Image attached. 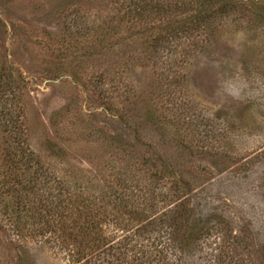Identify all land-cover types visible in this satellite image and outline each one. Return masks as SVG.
Returning a JSON list of instances; mask_svg holds the SVG:
<instances>
[{
  "label": "rangeland",
  "instance_id": "rangeland-1",
  "mask_svg": "<svg viewBox=\"0 0 264 264\" xmlns=\"http://www.w3.org/2000/svg\"><path fill=\"white\" fill-rule=\"evenodd\" d=\"M14 2L0 24V67L8 82L12 68L26 83L28 144L50 170L65 180L93 179L98 190L94 182L113 160L108 136L119 133L157 161L158 168L142 166L160 192L157 203L176 191L171 179L152 176L170 163L187 175L195 217H219L226 238L236 237L226 243V263L264 264V28L231 17L171 75L147 55L145 65L124 69V55L143 48L126 42L111 60L121 78L108 82V45L100 50L92 41L101 30L108 38V0ZM46 140L59 143V156L44 148ZM18 245L0 229V264H20ZM29 248L30 264H69L45 238L31 239Z\"/></svg>",
  "mask_w": 264,
  "mask_h": 264
},
{
  "label": "trees",
  "instance_id": "trees-1",
  "mask_svg": "<svg viewBox=\"0 0 264 264\" xmlns=\"http://www.w3.org/2000/svg\"><path fill=\"white\" fill-rule=\"evenodd\" d=\"M14 1L0 0V24H6ZM108 2V38L102 30L92 38L100 50L108 45V82L121 78L111 60L126 42L143 48L139 54L124 55V69L145 65L147 55L153 67L171 75L231 17L242 15L264 28V0ZM55 59L62 57L58 53ZM8 69L9 82L0 67V229L18 242L20 264H30L29 242L35 238H45L69 264H228L226 243L231 245V238L235 243L236 237L226 238V224L219 217H195L187 175L165 162L155 170L153 177L171 179L176 189L157 203L160 192L145 181L142 170L158 168L157 161L136 153L119 133L108 136L113 160L108 161V175L102 173L94 182L98 190L89 184L93 179L65 180L50 170L28 144L22 101L26 83L21 73ZM108 110L114 112L109 104ZM126 125L138 133L134 121L127 118ZM44 148L55 156L63 149L52 140H46Z\"/></svg>",
  "mask_w": 264,
  "mask_h": 264
}]
</instances>
